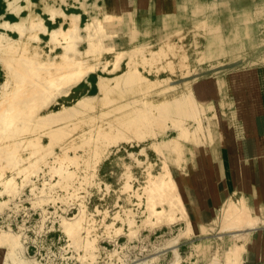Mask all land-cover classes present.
<instances>
[{
  "label": "rangeland",
  "instance_id": "obj_1",
  "mask_svg": "<svg viewBox=\"0 0 264 264\" xmlns=\"http://www.w3.org/2000/svg\"><path fill=\"white\" fill-rule=\"evenodd\" d=\"M31 2L41 14L43 0ZM50 2L68 13H81L84 22L108 14L100 0ZM5 13L6 3L0 0V21ZM131 14L109 24L105 43L127 51L123 69L131 61L153 86L147 89L145 80L122 83L108 97L96 98L57 123H39L47 113L44 106L57 94L54 88L44 95L42 87L47 44L17 54L0 47V98L5 81L14 85L20 74H37L29 75V83L37 80L35 86L17 91L9 99L13 102L0 108V114L12 112L16 121L11 133L0 128V136L9 137L0 141V234L9 235H0V264H19V258L26 264H227L233 244L243 242L244 254L251 242H264V211L246 201L257 221L254 229L259 228L251 232L234 222L237 226L227 234V205L207 228L190 230L185 220L175 219L179 210L176 215H153L165 206L164 194L147 193L150 174H158L164 165L173 172L180 193L175 169L186 170L198 147L220 139L232 126L238 109L233 79L264 64V0H181L175 15L166 18L139 13V26ZM44 18L49 28L56 26ZM97 80L92 75L90 84L82 82L67 96L60 93L50 109L96 95ZM184 91L191 96L184 103L175 101ZM163 100L173 104L164 109L152 105ZM140 110L146 112L138 114ZM135 115L144 116L138 119L141 127L128 128ZM199 117L203 131L192 136ZM110 125L121 126L122 137L108 134ZM179 133L186 140L170 147L169 140L180 138ZM29 134L36 141L25 140ZM83 209L77 230L69 232L64 223L79 220ZM238 232L243 234L239 238L234 236ZM88 241L92 251L86 249Z\"/></svg>",
  "mask_w": 264,
  "mask_h": 264
},
{
  "label": "bare ground",
  "instance_id": "obj_2",
  "mask_svg": "<svg viewBox=\"0 0 264 264\" xmlns=\"http://www.w3.org/2000/svg\"><path fill=\"white\" fill-rule=\"evenodd\" d=\"M4 1L6 3V13L5 15H2V18L4 19L0 21V47L6 48V50L10 51L12 54H17L19 51L20 53H24L31 47L34 49L43 48L41 46L42 43L47 44V47L49 48L48 51H43L45 57L47 58L42 60V64H46L47 62H49V64L45 66L44 72L46 74V80L45 83L42 84V87L44 88V95L47 94V91L54 88H57V94L44 106L47 113L40 115L42 118V121L39 122L40 124L47 122L57 123L60 120L67 118L70 114L78 112V109H85L89 107L90 105L88 103L96 98L108 97L110 92L122 83H126L128 81L138 83V81L145 80L148 82L147 89H150L153 86L152 84L155 83L153 80L143 78L136 64L131 61L127 62L126 69H123V63L126 62L125 55L127 52H115L113 48L106 47L105 24L113 20L112 18L114 17L103 15L102 18L94 17L84 22L81 13H68L63 8L51 4L52 2H50V0H43V4L41 2V14L34 12L33 7H31V4H33L31 0H23L24 2H21L22 0ZM44 16L49 17L52 24L56 26L49 28L45 22ZM9 17L16 18L19 21L11 22L7 19ZM9 33H16L18 38H13ZM44 37H46V40ZM82 44L85 45L84 49H81L80 47ZM58 47L63 50L61 52H57L55 49ZM106 54L112 55L113 59L106 57ZM9 70H11V67H9ZM109 73L116 74L112 77L105 76ZM29 75L36 76L37 74L35 71H31L30 74H20L17 83L14 85H11L9 80L5 81L3 97L0 98L2 99V101H0V108H2L6 103L13 102L9 101V99L16 95L17 91L25 90L37 84V80L35 85H33V83H29L32 79ZM92 75L98 76V80L96 82L98 93L96 95H85L79 98L75 105L70 107L63 105L57 110L50 109L52 104L58 102L56 97L58 95L61 96L60 93L67 96L74 90V88L79 87L82 82L90 84L88 78ZM189 96H191L190 91H184L180 94L179 98L175 97L174 100L182 103L184 98ZM169 101L170 103H166V101L163 100L158 102V104L152 105H158L162 107L161 109H164V107H169L173 104L172 100ZM137 112L138 114H141L146 111L140 110ZM14 117L12 112L0 114V128H3L5 133L8 131V133H11L10 130L15 127L16 121L13 120ZM143 118V115H135L131 117L130 120H132V126L129 125L128 128L133 127V129H138L141 127L139 124H142L139 120ZM196 120L197 124L195 132L192 136H197L201 131H203L202 119L199 117ZM184 129L188 132L187 127H184ZM120 130L121 126L110 125L108 127V131L106 132L116 137H122ZM29 135L30 137L25 138V140L36 141V136H31V134ZM180 136V138H178L179 136L171 138L169 140V146L176 148L179 145H182L181 141L186 140V138H183L182 135ZM7 139H9V137L0 136V141ZM147 187V193L149 196L150 193L154 192L160 197L162 196V193L164 194V200L161 199V203L165 206L162 207V209L152 211L153 215L158 217H161L165 213L176 215V210H179L181 215H176L177 217L175 219L185 220L188 228L190 230L192 229L191 222L187 218L182 198L179 192L177 193V184L172 176L169 166L164 165L162 170L156 175L150 174L147 180ZM82 212L83 213L79 220L77 219L74 222L72 221V223H64V227H66L69 232L73 233L77 230L80 221H82L84 217V209ZM224 214V222L229 224L228 226L225 225L223 228L224 232H230L231 228L234 229V226L236 225L235 223L246 227L248 230L254 229L256 226L255 223H257L255 218L252 215H249L244 199L238 201L231 200L224 209ZM0 235L9 236L7 234ZM241 235L243 234H240V232L234 233V236L237 238L241 237ZM10 239L12 244H14V239L11 237ZM16 245L17 244L15 243V247ZM92 246V241H88L86 249L88 251L91 249L92 251ZM244 248L245 244L243 242L233 244L227 250L225 258L226 263L243 264L242 249ZM18 263L26 264V261L19 258Z\"/></svg>",
  "mask_w": 264,
  "mask_h": 264
},
{
  "label": "crops",
  "instance_id": "obj_3",
  "mask_svg": "<svg viewBox=\"0 0 264 264\" xmlns=\"http://www.w3.org/2000/svg\"><path fill=\"white\" fill-rule=\"evenodd\" d=\"M100 1L108 13L105 16L115 18L105 24L107 31L109 24L131 13L136 17L139 13L143 14L140 17L156 15L159 19L175 15L181 0ZM134 21L139 26V17ZM106 47L127 52L117 51L115 45L108 43ZM233 81V104L238 109L233 111L232 126L225 129L220 139L198 147L186 170L175 169L180 179L179 194L192 228H207L231 200L244 199L251 208L264 211V64L243 72ZM221 226L222 222L219 231ZM243 264H264L263 241L248 245Z\"/></svg>",
  "mask_w": 264,
  "mask_h": 264
}]
</instances>
